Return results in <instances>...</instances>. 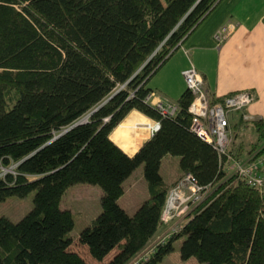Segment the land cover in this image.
Wrapping results in <instances>:
<instances>
[{
    "label": "trees",
    "instance_id": "obj_1",
    "mask_svg": "<svg viewBox=\"0 0 264 264\" xmlns=\"http://www.w3.org/2000/svg\"><path fill=\"white\" fill-rule=\"evenodd\" d=\"M218 2L0 0V201L34 191L20 219L0 215V264H91L71 247L73 215L60 206L76 182L102 191L101 210L79 241L96 260L115 248L105 264H126L158 231L167 193L187 172L210 186L205 198L138 264H160L178 238L183 259L264 264L262 195L222 168L216 149L190 130L189 89L173 116L144 100L153 91L149 78ZM132 109L160 126L128 154L110 133ZM247 127L255 139L244 144L237 138ZM230 128L233 158L264 150V117L243 113ZM165 154L179 156L172 182L159 172ZM141 163L148 195L128 212L118 198Z\"/></svg>",
    "mask_w": 264,
    "mask_h": 264
},
{
    "label": "crops",
    "instance_id": "obj_2",
    "mask_svg": "<svg viewBox=\"0 0 264 264\" xmlns=\"http://www.w3.org/2000/svg\"><path fill=\"white\" fill-rule=\"evenodd\" d=\"M223 24L231 25L232 31L220 45H216L213 33ZM190 64L200 73L210 97L224 96L238 90L254 93V98L243 111H229L230 127L243 113L250 118L264 117V0H219L149 78L147 85L153 89L155 97L176 101L186 89L182 70ZM152 120L141 111L132 109L111 131L110 138L123 151L133 154L152 135L144 125ZM245 133V129H242L237 140L247 144L249 141L245 140ZM179 173L167 181L176 180ZM142 186L131 208L119 202L125 194V187L118 198L119 204L128 212L134 211L147 197V183ZM190 211L189 208L183 214L162 223L154 236L168 233L175 223L182 225Z\"/></svg>",
    "mask_w": 264,
    "mask_h": 264
},
{
    "label": "built area",
    "instance_id": "obj_3",
    "mask_svg": "<svg viewBox=\"0 0 264 264\" xmlns=\"http://www.w3.org/2000/svg\"><path fill=\"white\" fill-rule=\"evenodd\" d=\"M231 29V25L223 24L214 31L213 38L216 45H220L229 36ZM182 76L186 88L192 94L188 105L191 114L190 130L216 149L222 168L229 173L237 174L247 185L261 193L264 206V150L259 149L240 159H235L228 153L231 141L228 113L232 110L243 111L254 98V93L238 90L224 95L221 101H211L203 79L193 64L182 70ZM144 100L164 116H173L179 108L176 101L155 97L153 91L147 93ZM244 116L248 117L246 114ZM144 125L153 134L159 128L160 121L153 119L145 122ZM209 188V185L200 184L192 173H184L167 193L161 213L162 223L198 205L205 198ZM180 226L181 224L175 223L168 233L154 236L150 243L148 242L149 244L147 243L126 264H138L149 257L156 245L164 243Z\"/></svg>",
    "mask_w": 264,
    "mask_h": 264
},
{
    "label": "rangeland",
    "instance_id": "obj_4",
    "mask_svg": "<svg viewBox=\"0 0 264 264\" xmlns=\"http://www.w3.org/2000/svg\"><path fill=\"white\" fill-rule=\"evenodd\" d=\"M245 132L246 141L251 142L255 139V133L251 128H246ZM3 170H12V167L8 166L3 168ZM142 171L143 164L141 163L134 169L132 176L124 182L126 191L119 200L121 205L127 208L132 207L135 197L140 193L141 187L143 188V183H146ZM159 172L166 180L175 178L180 172L179 156L165 154L161 158ZM132 183L134 185H131ZM101 192V188L97 184L76 182L67 187L60 201V206L62 208H69L71 210L74 219V225L70 231L73 237L71 247L82 254L91 264H105L108 257L116 250L113 248L102 260H96L89 254L87 245L79 241V233L90 224L91 220L95 218L101 210ZM33 196L34 191H30L25 196H7L4 200L0 201V215H5L14 221L20 219L32 208ZM181 240V238H178L173 242V250L162 257L160 264H204V262L199 261L195 256H190L186 259L180 257L179 247Z\"/></svg>",
    "mask_w": 264,
    "mask_h": 264
},
{
    "label": "water",
    "instance_id": "obj_5",
    "mask_svg": "<svg viewBox=\"0 0 264 264\" xmlns=\"http://www.w3.org/2000/svg\"><path fill=\"white\" fill-rule=\"evenodd\" d=\"M82 121H83V119H79L78 121H76L75 123H73L72 125H70L69 127L65 128L62 132L68 130V128H70V127H72V126H74V125H76V124H78V123H80V122H82ZM62 132L58 133V134H57L56 136H54L53 138L57 137V136L60 135ZM53 138H52V139H53Z\"/></svg>",
    "mask_w": 264,
    "mask_h": 264
}]
</instances>
